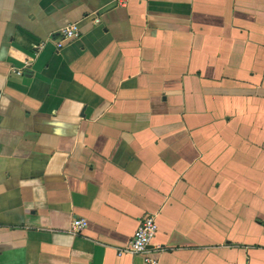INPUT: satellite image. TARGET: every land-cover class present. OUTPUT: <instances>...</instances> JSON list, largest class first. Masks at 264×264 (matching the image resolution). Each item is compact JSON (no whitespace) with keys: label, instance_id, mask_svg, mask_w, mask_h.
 <instances>
[{"label":"crops","instance_id":"obj_1","mask_svg":"<svg viewBox=\"0 0 264 264\" xmlns=\"http://www.w3.org/2000/svg\"><path fill=\"white\" fill-rule=\"evenodd\" d=\"M147 216L264 264V0H0V264H146Z\"/></svg>","mask_w":264,"mask_h":264},{"label":"built area","instance_id":"obj_2","mask_svg":"<svg viewBox=\"0 0 264 264\" xmlns=\"http://www.w3.org/2000/svg\"><path fill=\"white\" fill-rule=\"evenodd\" d=\"M63 40L58 43V47H62V42L66 39H74L79 36L77 28L73 25L67 27L63 32ZM87 223L83 219L74 220L71 226V232L74 234L80 233ZM158 232V225L155 217L147 216L141 222L136 232L134 233L130 245L121 252H130L131 254L143 256L146 264H157V262L150 257V246Z\"/></svg>","mask_w":264,"mask_h":264}]
</instances>
